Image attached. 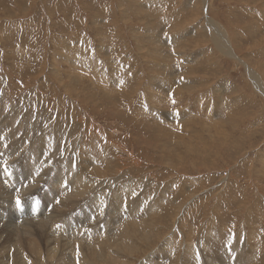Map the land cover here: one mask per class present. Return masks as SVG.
Returning a JSON list of instances; mask_svg holds the SVG:
<instances>
[{
  "label": "rangeland",
  "instance_id": "rangeland-1",
  "mask_svg": "<svg viewBox=\"0 0 264 264\" xmlns=\"http://www.w3.org/2000/svg\"><path fill=\"white\" fill-rule=\"evenodd\" d=\"M204 12L223 26L235 57L217 46L214 30L201 26ZM170 33L182 59L171 57ZM263 36L264 0H0L1 106L16 109L19 120L29 118L35 136L44 130L67 136L76 150L63 153L73 164L89 152L106 170L97 190L66 208L65 230H46L67 235L70 223L77 226L79 237H63L67 258L97 245L81 238L111 230L116 211L106 193L118 183L134 187L139 198L124 201L117 220L135 214L146 226L162 219L163 237L178 236L172 247L179 259L190 238L206 264H225L226 240L233 254L236 248L264 264V93L247 72L254 70L264 84ZM184 73L190 79L180 92L174 78ZM53 194L31 196L45 202ZM35 207L14 212L32 221L53 209L37 214ZM163 237L130 264H141L147 253L153 264L162 262Z\"/></svg>",
  "mask_w": 264,
  "mask_h": 264
},
{
  "label": "bare ground",
  "instance_id": "bare-ground-1",
  "mask_svg": "<svg viewBox=\"0 0 264 264\" xmlns=\"http://www.w3.org/2000/svg\"><path fill=\"white\" fill-rule=\"evenodd\" d=\"M165 21H166V18H165ZM201 26L203 28L207 26L208 29L214 30V33L216 34V37L218 39V41L216 43L217 46L225 54L231 55L232 57H235L234 51L231 48L232 46L230 44V40H228L227 33L225 32L222 25L218 24L217 21H212L210 18H207L206 14L204 12V16H203V19L201 22ZM259 35H260V33H259ZM169 37H170V35H169ZM262 38L260 37V39H262ZM171 39H172L171 42L172 43L174 42V43H173V45H170L169 46L170 49H169V47H168V49L171 50V54H172L171 57H173V56L175 57V54L177 55L178 50H180L179 46H181V44H180L178 38L174 36V34L173 35L171 34ZM168 41L170 42V40H168ZM175 42L178 44V46L175 45ZM164 43H165L164 45H166V42H164ZM72 49H74V48H72ZM76 50H77V47H76ZM78 50H80V49H78ZM104 52L107 53V51H104ZM72 53H73V51H72ZM182 54H184L183 51H182ZM72 56H74V55L72 54ZM76 56L77 55H75L74 57L76 58ZM78 57H77V59H78ZM175 58L182 59L179 56H177ZM74 59H73V61H75V60L77 61V59H75V60ZM93 60H95V59H93ZM71 65H72V63H71ZM81 65L82 64L77 63V66H81ZM82 67H84V66L82 65ZM74 68H76V67H73V69ZM60 70H62V69H60ZM78 70H80V68H78ZM252 71L250 70V68L247 69L248 75L251 78L253 86H254L253 88H255L258 92L264 93V84L262 83V80L259 78V76L256 74V72L254 73V70H252ZM78 75H79V73H78ZM184 75H185V73L182 74L180 78H174L175 81H178V86H180V87H178V89L180 90V92H181L182 88H185L186 80L189 78L188 76L185 77ZM157 88H158V86H157ZM193 91H194L193 89L187 90V92H189V93H192ZM169 93H171V92H169ZM151 97L152 96H149V99ZM155 97L154 98L152 97V98L155 99ZM159 99H161V98H159ZM198 100H199V98H198ZM1 101H0V242H1L2 246L0 248V264H130L132 261L130 258H132L135 255H138V253L144 252V255H145V251L150 250L151 247L153 245H155L157 241H159L158 239L163 237V234L161 233V231L164 230L163 226H161V225H163L162 219H151L150 221H152V220L153 221L151 223H146V224H148L146 226L144 225L145 224L144 219H142V218L136 219L135 214L128 217V218H130L128 220H125V219L117 220V218L119 217V214L121 215V210H120L121 204L124 201L136 200L139 198V196H138V194H135L136 191H134V189H133L134 187H130L129 185L119 186L118 183L115 181L117 183V186L113 185L111 189L109 188L110 191L108 193H106V199L110 202V204L112 205V207L116 211L115 214L112 215L113 220L111 222V230L106 235H102V236L88 237V238L82 236L83 237V238H81L82 240L87 241V242L93 241V242H96L97 245L93 248L87 249L85 251V254L82 255V257L71 256V258H67V256H65L63 253V249L65 248L67 243H65L63 240H65L67 238H72L75 236L79 237L78 234H80V232L78 231L77 226L70 223L71 230H70V232H68L67 235H61L59 233H53L51 236H49L48 234H46V230L49 228L57 227L63 232L65 230L63 223H64V221H66V219H69L68 218V212H67L66 208H68L69 205L71 206L75 202L79 201L82 198H85L86 196H88L92 192H94V190L96 189V186H97V180H99L101 182L102 180L105 179L104 177H107L106 173H105L106 170H102L104 167V166H100L102 164L97 165V160H95V157L93 156L94 154H91L89 152H86L84 156H80V157L77 156L78 162H76V164H73L66 157V155L63 153V151L68 153L70 150H71V152H74L76 150V145L71 144L72 142L68 143V141H66L67 136H65L63 134H58V135L54 136V135H52L53 132L50 133V135H47L48 132L45 130L43 131V133L35 136V134H33V129L35 126L34 123H32L29 118L27 120H24L22 118H21V120H19L17 118L19 115L16 112V109L10 108L9 110H7L4 107L6 105L1 106ZM150 101L153 102L154 100L151 99ZM226 101H227V99H226ZM178 103H180L179 101L177 102V105L181 106L180 105L181 103L180 104H178ZM196 103L198 104V102H196ZM200 104L201 103L199 102L198 106ZM157 107H159V106H157ZM157 107H155V108L157 109ZM182 108H183V106H182ZM176 109H178V108L176 107ZM194 109H195V107H194ZM162 110H164V109H162ZM180 110L182 111L181 108H180ZM43 111H44V113H46L45 109ZM215 111L217 112V110H215ZM185 112H187V110ZM196 112L199 113V111H196ZM206 112H207V110H206ZM168 113H170V112H168ZM194 113L195 112H193V114ZM23 116L24 115H22V117ZM26 116L30 117V115L28 113ZM159 116H161L160 113H159ZM175 116L176 115H174V117ZM177 116H178V114H177ZM179 116H180V114H179ZM184 116H186V115L184 114ZM203 116L206 118L208 115L207 116L203 115ZM227 116H229V114ZM198 117H200V116H198ZM214 117H211V118H214ZM162 118H164V116ZM190 118H192V117H190ZM199 119H201V118H199ZM172 120L173 121L175 120V122H177V123L179 122V124L181 122V121H179V118H177V117L172 119ZM215 120H217V119H215ZM163 121H162V123H165ZM165 121L167 122L166 118H165ZM200 121H202V120H200ZM193 122H194V120H193ZM196 123H197V119H196L195 124ZM199 123H197V124H199ZM203 123H204V121H203ZM36 126L39 130V124H36ZM190 126H191V124H190ZM161 131H163V130H161ZM104 132H105V130H104ZM159 133H160V131H159ZM160 134H158V135H160ZM69 137H70V134H69ZM100 137H101V135H100ZM138 137H139V135H138ZM142 137H144V136H142ZM80 139H81V142L84 141V138H80ZM62 142L66 143V145H63L64 143L62 144ZM74 142H75V139H74ZM150 142H151V140H150ZM89 144H90V142H89ZM69 145H70V148H68ZM64 146H65V148H64ZM89 146L92 147L91 145H89ZM81 155H83V154H81ZM185 156H187V155H185ZM106 164H107V162H106ZM115 170H117V168ZM117 172H119V171L117 170ZM84 173L87 174L88 183H87V178L84 175ZM124 179L126 180L127 178H124ZM102 183H104V181ZM108 183H110V182H108ZM113 183H114V181H113ZM110 184H112V183H110ZM110 184H108L109 187H111ZM126 184H128V183H126ZM139 185H140V182H139ZM139 185H138V187H139ZM98 186H99V184H98ZM51 191H53L54 194L52 195V197L49 200H47L45 202H39L38 196L36 197V195L34 197L31 196L32 194H37L40 192L50 194ZM143 196H144V194H143ZM140 197H141V195H140ZM147 198H149V196H147ZM17 199H19V201H20L19 206H17ZM159 200H161V198ZM148 201H150V200H148ZM158 203H160V202L158 201L157 204ZM143 204H146V203L143 202ZM160 204H158V205H160ZM13 205H15L14 208H12ZM31 205H33L34 207L37 205L38 208H36V207L34 209L32 208L33 210H36L37 214L40 212L41 208H44V207H49V208H53V209L51 211H49L48 216L43 217L41 220H38V219H33L32 221H30V219L19 220V217L21 215H19V212L15 213L14 211L18 208L20 210V208L24 209L26 207L29 210V212H31ZM151 205H152V201H151ZM28 210H26V211H28ZM148 210L153 211L154 209L149 208ZM2 212H4V213H2ZM3 215L6 216V220L4 219V221L2 222V220H3L2 218H4ZM176 216L177 215H175L174 219H172L173 223L178 222L177 221L178 219H176ZM124 217H126V216L124 215ZM144 218H145V216H144ZM130 220L131 221L133 220L132 224H130ZM127 221H129V222H127ZM115 224H117V226H116V229L114 230L113 226ZM159 229H161V230L159 231ZM166 236H164V237H166ZM63 237H65V239H63ZM177 237L178 236H176L174 234H168V236L166 237L167 239L163 243L166 246L165 253H163L160 256V259L162 260V262H158V263H154V264H206V262H205L206 259L204 260L202 257H200L198 255L197 249L194 248V245H192L193 242H191L189 240L190 238L189 239L185 238V251H187L186 254L183 253L180 259L178 257H176L174 254V248L172 247V243L175 241V239ZM227 239H229V238H227ZM5 243H7V244H5ZM217 243H221V241L215 243L217 248H221L220 245H217ZM236 243L234 242L233 245H235ZM24 244H28L29 247H25ZM225 244H226V247L230 248L229 253H228V258H227L225 264H254V262L256 261L257 258H253V257H250V259H247V256H245V254L242 255L243 253L242 254L238 253L236 248H232L233 251H235L233 254L231 251L229 241L225 240ZM237 245L238 244H236V246ZM75 247H76V249H79L78 244H76ZM66 252L67 251H65V253ZM208 252H210V250H208ZM147 254L145 257H143L144 262L142 261L141 264H153L149 259L151 254L150 255H149V253H147ZM207 259H209V258H207ZM255 264H258V263H255Z\"/></svg>",
  "mask_w": 264,
  "mask_h": 264
},
{
  "label": "snow or ice",
  "instance_id": "snow-or-ice-1",
  "mask_svg": "<svg viewBox=\"0 0 264 264\" xmlns=\"http://www.w3.org/2000/svg\"><path fill=\"white\" fill-rule=\"evenodd\" d=\"M20 205V201H19V199H17V206H19Z\"/></svg>",
  "mask_w": 264,
  "mask_h": 264
}]
</instances>
